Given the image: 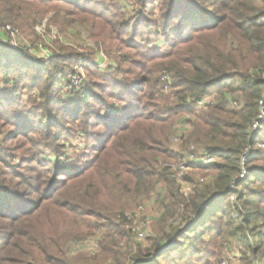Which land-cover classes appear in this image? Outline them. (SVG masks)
Listing matches in <instances>:
<instances>
[{
    "label": "trees",
    "instance_id": "obj_1",
    "mask_svg": "<svg viewBox=\"0 0 264 264\" xmlns=\"http://www.w3.org/2000/svg\"><path fill=\"white\" fill-rule=\"evenodd\" d=\"M86 1L0 0V25L10 23L33 35L35 25L50 13L57 21L79 15L90 17L84 18L90 22L103 19L111 28L117 19H125L94 18L106 13L84 8L82 4ZM150 1L160 3L159 25L166 37L171 33L174 40L165 42L169 53L146 55L143 59L159 62V71L170 76L172 90L168 96L162 93L154 71L144 70L147 67L142 68L144 65L139 74L129 72L132 80L121 84L124 93L117 100L123 106L117 110L105 102L103 89L97 88L101 89L99 94L90 85L83 87L77 104L83 109L76 110L74 117L81 120V137L91 142L94 151L84 167L64 172V182L71 184L64 194L57 196L60 199L57 204L77 218V225L93 218L94 227L105 230L99 253L71 255L64 250L67 243L41 238L31 246L27 244L32 250L25 252L23 261L1 259V263L160 264L159 259L170 252L166 248L177 245L171 251L179 253L173 262L189 264L187 257L193 252L196 258L200 247L182 241L189 242L190 235L202 241L208 225L215 226L214 233L219 238H234L254 255L251 258L244 254L248 264H253L257 256L264 257V169L253 163L264 161V152L254 149L253 136V127L264 111V0H141V3ZM53 19L50 22L56 23ZM136 25L137 22L132 25L129 21L118 24L122 33L135 29ZM69 58V54L50 58L45 62L48 67L44 75L41 71L45 65L31 67L34 60L26 49L0 47V73L17 97L23 71L30 72L25 78L33 83L31 88L42 91L47 107L43 121L50 125L55 119L53 91L67 83L69 73L62 66L68 67ZM94 63L99 66L97 61ZM12 70H15L13 78ZM199 102L203 105L197 107ZM83 110L86 114H82ZM183 116L192 117L188 122L190 128L181 138L180 149L174 152L173 138ZM263 126L262 120L260 129ZM190 153L199 158H219L220 162L194 166L198 171L212 170L213 174L203 181L190 179L193 193L186 198L182 192L184 182L173 179L165 165L180 162ZM243 171H248L246 180H241ZM160 185H165L160 193L168 192L162 220L171 222L172 231L157 240L150 250L134 253L129 243L123 245L131 233L125 228L128 216L118 212L130 210ZM103 192L112 195L119 204L118 210L100 208ZM226 198L229 201L234 198L236 205L223 206ZM46 201L50 198L41 204ZM11 204L10 198L2 195L0 213L18 222L25 220L20 213L13 212ZM36 211L38 208L33 207L24 213L30 217ZM9 239L10 236L1 243L0 252L11 247Z\"/></svg>",
    "mask_w": 264,
    "mask_h": 264
},
{
    "label": "rangeland",
    "instance_id": "obj_2",
    "mask_svg": "<svg viewBox=\"0 0 264 264\" xmlns=\"http://www.w3.org/2000/svg\"><path fill=\"white\" fill-rule=\"evenodd\" d=\"M152 2L143 5L141 0H87L82 4L88 10H97L100 14L106 13L94 18H125L117 19L113 28L103 19L85 21L84 18L90 17L83 15L57 21L53 13L46 15L44 20L41 19L35 25L32 29L33 35L10 23L0 25V47L26 49L27 54L34 60L31 67L37 69L45 65L44 70L41 71L44 75H47L45 69L48 67L45 62L50 58L59 54H69L70 57L68 67L62 66L69 73L67 83L57 86L53 91L55 119L50 125L43 121L47 107L44 106L42 91L31 88L30 85L33 86V83L29 78H25L30 72L23 71V82L17 90V97L13 94L12 85L8 84L4 80V75L0 73V197L8 196L12 202L11 207L14 208L13 212L18 215L20 213L19 216L26 218L18 222L14 217L0 213V248L1 243L7 240L8 236L11 242V247L0 252V260L23 261V255L31 249L27 244L31 246L41 238L67 243L64 250L71 255H77L73 252L74 244L77 242L90 239H99L100 242L103 240L105 230L96 229L94 227L96 221L93 218L77 225V218L57 204L60 200L57 196L64 194L71 184L64 182L66 181L62 176L64 172H72L77 170L76 168L84 167L94 151L91 142L81 137V120L78 121L74 117L76 110L83 109L77 106L78 94L83 87L89 85L99 94L103 89L105 102L117 110L123 106V103L117 100L123 92L121 84L131 81L129 72L139 74L143 65L142 68L147 66L144 70L154 71L155 80L161 83L162 93L167 96L170 94L172 90L170 76L159 71V62L143 59L146 55L157 57L169 53L170 49L165 42L174 40L173 34L170 33L166 37L164 28L160 26L162 22L160 3ZM200 4L204 6L205 3ZM51 19L56 23L50 22ZM124 21H129L132 25L137 22V25L135 29L122 33L118 24ZM8 27L11 29L8 30ZM95 61L99 66L94 63ZM14 71L10 72L12 78L15 77ZM75 76L83 79L78 88L73 84ZM82 114L86 112L83 110ZM191 119V116H183L178 121L179 124L186 123V133L189 131L188 122ZM262 120L264 121V111L260 121L253 127V136L254 149L264 152V126L260 129ZM48 126H51L49 130L46 129ZM180 145L181 143L175 145V149L172 146L174 152L180 149ZM51 159L55 162H51ZM214 161L220 162V159L215 158ZM174 163L176 162L168 164ZM253 163L264 169V161ZM247 173L248 171L241 180L247 179ZM212 174L213 171L208 169L205 171L191 169L187 172L183 178L184 196L189 198L193 193L192 184L188 182L190 179L203 180ZM162 186L165 185H160L153 194L135 204L130 210L118 212L128 216V224L125 228L131 230V233L129 232L130 236L123 245L129 243L134 253L139 250L144 252L150 250L157 240L166 238L165 234L172 231L171 222L165 223L162 220L168 193L167 190L160 193ZM73 193L76 194V190ZM47 198H50V201L41 204ZM234 200L233 198L229 201L226 198L222 201V205H236ZM100 202V208H117V210L119 208V204L107 192H103ZM33 207L38 208L36 213L30 217L24 213L29 212ZM207 228L208 233L202 241L195 240L193 235H190L189 242L182 241V244L193 243L200 247L196 258L193 252L187 257L189 264H205V262L217 264L228 257H237L239 264H248L244 260V254L248 253L251 258L255 257L239 245L236 239L219 238L214 233L215 226L208 225ZM86 233L89 235L75 237ZM139 233L145 234L146 239L140 241ZM176 248L177 245L166 248L170 252L159 259L160 264H175L173 261L177 260L179 253L171 251ZM170 255L174 259H169ZM0 264L5 263L0 261ZM253 264H264V257L257 256Z\"/></svg>",
    "mask_w": 264,
    "mask_h": 264
},
{
    "label": "built area",
    "instance_id": "obj_3",
    "mask_svg": "<svg viewBox=\"0 0 264 264\" xmlns=\"http://www.w3.org/2000/svg\"><path fill=\"white\" fill-rule=\"evenodd\" d=\"M11 28L8 27V30H10ZM14 35V34H13ZM166 75H168L166 72H164ZM83 79L79 76H75L73 78V84L75 85V87H80L82 84ZM169 87V86H168ZM203 103L199 102L198 106H202ZM186 123H180L176 126V134L173 138V143H174V149L176 148L175 145H178L181 142V138L186 134L185 129H186ZM194 148L191 149V151H193ZM202 158H199V155H195V154H191L188 155L187 157H185L183 160H181L180 162H176L174 164H166L165 168H168L171 173H172V178L177 180L178 182H183V178L185 176V174L187 172H189L191 169L194 168V166L197 165H210L214 162V158L212 157H206V156H201ZM246 172L243 171V175ZM242 175V177H243ZM203 181V180H200ZM139 240L143 241L146 239V235L143 233H139L138 234ZM100 244V240L99 239H90V240H86L84 242H77L74 244L73 247V252L75 254H79V253H88L91 255H95L97 254V252L99 251V245ZM237 257H228L227 259L218 262L217 264H239V262L237 261Z\"/></svg>",
    "mask_w": 264,
    "mask_h": 264
}]
</instances>
